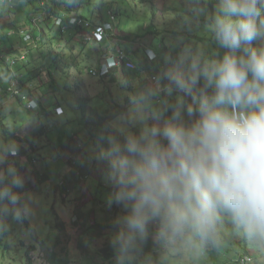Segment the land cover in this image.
Listing matches in <instances>:
<instances>
[{
  "label": "clouds",
  "instance_id": "obj_1",
  "mask_svg": "<svg viewBox=\"0 0 264 264\" xmlns=\"http://www.w3.org/2000/svg\"><path fill=\"white\" fill-rule=\"evenodd\" d=\"M197 11L206 42H182L174 59L141 73L101 132L106 147L91 154L105 162L108 207L122 209L111 264H199L219 242L221 214L264 250V0H214L211 12ZM19 151L0 129V232L39 203L25 190Z\"/></svg>",
  "mask_w": 264,
  "mask_h": 264
},
{
  "label": "rangeland",
  "instance_id": "obj_2",
  "mask_svg": "<svg viewBox=\"0 0 264 264\" xmlns=\"http://www.w3.org/2000/svg\"><path fill=\"white\" fill-rule=\"evenodd\" d=\"M171 1L167 0V5ZM90 2L93 5L87 3V0H82L80 4L85 15L93 19H96L94 15L102 14V11H104L105 19H109L106 13L109 7L106 4L111 3L112 10L118 13L116 24L122 27L116 29L117 34L129 33L134 39L133 42L128 40L130 43L123 42L122 48L124 50L138 48L137 54L133 56V62L136 65L141 56L148 57L149 52L152 51L156 55L154 64L159 67L166 57L175 58L182 42H206V40L198 41L194 38V36L207 38L208 34L203 30L206 19L197 11L200 7L192 6L190 0H181L180 3H175V7L164 9L162 7L164 0H101L100 4L95 5L94 3H99L100 0H90ZM202 8H207L209 12L213 9L207 6ZM33 9L29 6L28 13H33ZM91 10H94L93 15H90ZM22 22H24L23 19L18 23ZM6 28L4 17L0 16V29L3 31ZM9 33L11 31L7 34L11 39L13 36ZM109 43L115 46L113 42L109 41ZM74 44V46L54 49L55 52L62 54L72 47L71 51L77 57L78 65L68 69L67 78L66 76L57 77L58 74H54L57 78L56 87L45 88L39 85L41 92L45 93L42 97L43 105L39 103L34 89L38 84L32 79L31 73H27L23 67L18 71L19 74H23L25 84L20 94H5L7 83L4 82L5 79L0 81V120L3 124L14 122L17 126L12 131L19 139H32L31 147L38 153L36 161L33 157L35 149L32 154L31 151L25 155L19 153L16 162L18 168L24 167L20 172L26 177V181L30 182L27 191L35 193L39 199L35 215L27 218L35 228L36 234L40 236L39 239L51 241L58 232L55 228L56 218H62L66 222V235L63 239L71 256L69 264H98L102 258L106 257L105 246L109 244V234L113 230V225L97 238H92L90 233L84 231V228L93 224L95 220L113 224L114 217L121 214L122 209L116 205L109 208L107 205L106 197L112 188L104 179L105 162H98L91 158L93 151H99L105 146L102 145L99 148L94 143V139L88 136L82 119L92 120L95 115L111 114L117 109L125 110L128 93L133 90V84L138 79L131 78L129 82L126 81V84H121L118 80L117 84L109 86L108 82L101 81L100 77L88 73L91 67L96 68L100 65V56L105 46L87 42L83 45L77 39L74 40ZM13 53L17 54L16 51ZM37 55L38 48H35L29 51L26 58L32 63L38 60L37 68H42L41 64L44 60L41 55ZM36 63L29 64L28 68L35 67ZM49 63V60H46V64ZM79 68H82V72L78 70ZM26 87L31 88L32 91H27ZM49 90L53 91V94L56 92L57 106H50L56 102V99L55 97L50 99ZM77 98H90V100L87 103L78 104ZM33 99L38 106L35 109L26 108V103ZM4 106H8L7 109ZM44 108L48 110V114L43 112ZM74 134L78 137L77 142L70 141ZM14 140L19 144L18 138ZM76 154L79 155L76 156ZM32 168L39 173L44 172L46 179H40L36 184L35 174L30 173ZM77 178L81 179L76 181ZM67 180L76 182L69 184L70 193L64 199L60 192L63 181ZM77 207L87 212L88 216L85 221L81 219L74 224V209ZM218 229L220 241L224 240L222 236L224 233L230 234L234 241L229 244L223 242L222 248L228 250L229 259L220 262L217 259V252L204 253L199 264H216V260L217 264H237L233 263V260L245 253L251 255L250 264H264V250L245 239L235 228L231 230L230 221L223 214L220 216ZM20 231L19 236H15L17 247L13 246L10 255L8 254L3 261L9 264V260L15 258L16 262H20V252L34 245L35 248L29 252L32 264H49L37 245L38 241L31 240L32 237L23 229ZM14 232V229L9 231L12 234ZM18 237L22 239V244L19 243ZM80 242H82L81 246Z\"/></svg>",
  "mask_w": 264,
  "mask_h": 264
},
{
  "label": "trees",
  "instance_id": "obj_3",
  "mask_svg": "<svg viewBox=\"0 0 264 264\" xmlns=\"http://www.w3.org/2000/svg\"><path fill=\"white\" fill-rule=\"evenodd\" d=\"M6 2L0 1V16L4 17V19H8L9 17H13L15 21H21L23 19L24 22L21 24H16V22H6L7 28L5 30L0 29V81L2 80H11L14 79L16 81V87L18 90H21L22 87H24V81H23V74H19V68L27 70V73H31L32 79L36 84H38L37 87H35V92L38 96V101L41 105L42 104V97L45 95V93H42L39 88L40 86H43L45 88H53L57 85V78L54 77V74H58L57 77L66 76L68 77V69L78 65V59L73 54V52L70 50L60 54L59 52H55L54 49H58L59 47H67V46H74V40H79L83 45L85 42L81 39L80 35L82 36V32L85 28L83 26L74 27V26H68L65 29H61L60 26H57L54 22V18H61L63 22L67 21L68 15H79L81 17H84L85 20L92 22V24L98 23L101 20L105 18L104 11L101 13H97V15H94L96 19H93L91 17H88L85 15L83 10L81 9L82 0H73L71 3L68 2V0H51V3L47 6L45 4L44 7L46 10H44V16H43V26L40 24L41 30H39L36 26H33L31 23V18L33 16L38 15L41 13V10L38 8V0H5ZM163 9L165 7H175V3H180L181 0H172L171 3H166L167 0H164ZM192 6L198 5V7H210L213 8L214 0H208L207 4H203L198 2V0H190ZM12 3V4H11ZM36 3V7H35ZM87 3H91L90 0H87ZM94 3L95 4H100ZM15 4V5H13ZM106 4V3H103ZM38 5V6H37ZM91 5H93L91 3ZM109 9H106L107 11H110L112 14L115 15V25L116 29H121L122 27L116 24V19L118 16V13L116 14V10H112V5L109 2L106 4ZM29 6H32L33 13H28ZM42 9V8H41ZM6 10V12H4ZM153 10V8H152ZM43 11V10H42ZM94 10H91L90 15H93ZM10 30L16 31V38H9L8 32ZM38 30V31H36ZM22 31H31L37 34L38 40L35 46H25L23 41V36L20 34ZM15 35V34H14ZM194 38L198 41L207 40V38L194 36ZM10 39V40H9ZM115 41H111L115 44V47L122 48V43L127 42L130 43L134 41L133 36L129 35V33H122L115 35ZM12 41V42H11ZM100 42V41H98ZM97 42V43H98ZM48 45V47H47ZM83 47V46H82ZM38 48V55L42 56L44 63L41 64L42 68H37L36 60L34 63H36V66L33 68H28L29 64H34L30 60H27L26 56L28 55L29 51L32 49ZM46 49V50H45ZM123 49V48H122ZM124 50V49H123ZM164 50V47H163ZM17 52V54L13 52ZM125 53L127 54L128 58L133 60V56L137 54V49H125ZM15 55H22V58H19L15 61V63L10 66L9 62L6 60H9L8 58ZM141 59L137 61V65L135 64V68L128 70L124 66H121V68L116 71L114 74H109L100 77L101 81L108 82L109 86H114L118 83V80L120 81L121 78H123L125 81L129 82L131 78H137L139 79L141 76V73H148L153 74L156 71L159 70V67L154 64V60L149 59V57H146L145 55L140 57ZM46 60H49V64H46ZM134 61V60H133ZM84 62V61H83ZM101 62V60H100ZM99 62V63H100ZM135 63V62H134ZM82 72V68L78 69ZM54 71V73H53ZM24 73V72H22ZM89 73V72H88ZM27 91H32L31 88L26 87ZM6 91V90H5ZM53 91L49 90L50 99L55 97L56 102L54 104H51L50 106L58 105V99L56 92L53 94ZM6 94V92H5ZM17 95V94H16ZM1 96V95H0ZM19 97V96H18ZM40 98V99H39ZM90 98H77L76 102L79 103H87L89 102ZM38 106V104H37ZM50 108V107H49ZM45 114H48V110L46 108L43 109ZM118 110V109H117ZM117 110H114L115 112ZM119 111V110H118ZM51 112V111H49ZM114 112V113H115ZM111 113V112H110ZM113 113L106 114V115H95V117L92 120L89 119H82L83 124L85 126V129H87V134L89 137L94 139V143L101 148L102 145L106 147L104 142L100 139L101 132L103 130L109 129L110 120L112 118ZM0 129H2L5 133H8L12 137V139L18 138L19 146L21 155H25L26 153L32 154V151L35 149H32L31 142L32 139H19V137L16 135L14 131L8 132L7 128L3 125L2 121L0 120ZM78 137L76 134H74L70 141L77 142ZM35 155L34 161L38 160V153L33 152ZM37 154V155H36ZM79 154H76L78 156ZM24 167L20 166L19 170L21 171ZM32 170L30 169V173L35 174L36 177V184L40 179H43L46 177V174L44 172L39 173L38 170ZM88 174V173H87ZM82 177V176H78ZM46 179V178H45ZM81 178H77L76 181H79ZM75 181V182H76ZM74 180L72 182H68V180L65 182L63 181L61 192L60 194L66 198V196L70 193V186L69 184L75 183ZM30 186V182L26 181L25 184V190H27ZM57 188V186H56ZM88 213L82 211L79 207L74 209V218L75 221L74 224L78 223L79 220L84 219V221L87 219ZM230 221V220H229ZM6 228L3 232H0V264H6L3 259L7 258V255H10L11 250L13 249V246L17 247L15 236H19V233L21 232L20 229H23L26 233L29 234L30 237H32L31 240H37V245L41 249V251L44 254L45 260L49 264H69L70 263V253L68 250V247L65 244V240L63 239V236L66 235V222L62 218H56L55 221V228L58 231L57 235L51 240L46 241L45 239H39L40 236H38L35 232V228L30 224L29 220L27 218H22L21 220H15L12 218H7L6 221ZM113 224H107L104 222H98L95 220L93 224L90 226H86L84 228V231L91 234L92 238L100 237L106 230H108L110 227H112ZM230 228L231 230L234 228L233 224L230 222ZM10 229H14V234L9 233ZM219 232V231H218ZM224 233V232H223ZM219 235V233H218ZM224 237V240L220 241V235L218 236L219 242L216 246L209 245L205 253H211V252H217V259L221 262L222 260L229 259L228 256V250H224L223 242L234 243L232 236L230 234H222ZM19 243L22 244V239L19 238ZM79 245H82V242L79 243ZM151 246V242L149 241V247ZM35 248L34 245L29 247L28 249H23L21 254V260L20 262H16L15 258H11L9 260V264H32V261L29 257V252ZM20 249V248H19ZM105 253L106 257L102 258L101 261L98 262V264H111L112 259V249L111 246L108 244L105 246ZM222 250V251H221ZM245 256H250L249 253L241 254L238 258L233 260V263H241L243 258ZM239 262V263H238ZM252 262V261H251ZM249 262V264L251 263ZM217 264V260L215 261Z\"/></svg>",
  "mask_w": 264,
  "mask_h": 264
},
{
  "label": "built area",
  "instance_id": "obj_4",
  "mask_svg": "<svg viewBox=\"0 0 264 264\" xmlns=\"http://www.w3.org/2000/svg\"><path fill=\"white\" fill-rule=\"evenodd\" d=\"M1 2H6L5 0H0ZM51 3V0H38V8L41 10V13L38 14V16H33L31 18V23L33 26H36L39 30H41L40 24L43 26V14L45 13L44 10L49 4ZM47 4V6H45ZM42 8V9H41ZM43 10V11H42ZM108 18L109 19H103L98 23L92 24V22H89L84 19V17H81L79 15H68L67 21L63 22L61 18H54V22L57 26H60L61 29H65L68 26H74V27H79L83 26L84 31L82 32V36L80 35L81 39L83 42L87 43H100L101 45L105 46V50L103 52V57H104V62H102L98 67H91L89 69V74L102 77L107 75L113 70H116V68H120L121 66H124L126 69L131 70L135 68V64L131 59L128 58L127 54L125 51L120 48H114L111 46L109 41H115V35H116V27H115V15L112 14L110 11H106ZM11 33H9L11 36L16 34V31L10 30ZM38 31V30H36ZM32 33V34H31ZM31 31H22L20 34L23 36V41L25 44L29 45H36L38 37L37 35ZM114 49H115V54H114ZM22 58V56H20ZM7 60L12 66L15 61L17 60L16 58H8ZM7 93L11 95H16L20 94V90L17 89L16 87V81L14 79H11L7 82V87H6ZM28 104V103H27ZM27 108L28 105H26ZM33 109V108H30ZM251 257L250 256H245L241 263L239 264H249L251 262Z\"/></svg>",
  "mask_w": 264,
  "mask_h": 264
},
{
  "label": "crops",
  "instance_id": "obj_5",
  "mask_svg": "<svg viewBox=\"0 0 264 264\" xmlns=\"http://www.w3.org/2000/svg\"><path fill=\"white\" fill-rule=\"evenodd\" d=\"M13 17H9L8 19H4L5 20V22H16V24H21V23H18L19 21H15L14 19H12ZM13 37L12 38H16V34L15 35H12ZM12 42V41H11ZM95 45H100V43H97V44H95ZM113 52H115V50L113 51ZM103 53H102V56H100V58H101V61H103Z\"/></svg>",
  "mask_w": 264,
  "mask_h": 264
},
{
  "label": "bare ground",
  "instance_id": "obj_6",
  "mask_svg": "<svg viewBox=\"0 0 264 264\" xmlns=\"http://www.w3.org/2000/svg\"><path fill=\"white\" fill-rule=\"evenodd\" d=\"M12 4V3H11Z\"/></svg>",
  "mask_w": 264,
  "mask_h": 264
}]
</instances>
